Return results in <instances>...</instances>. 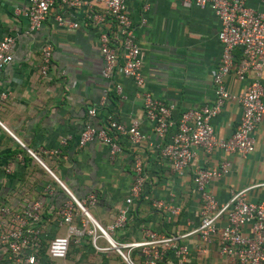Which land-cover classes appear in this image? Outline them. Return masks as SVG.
<instances>
[{"label":"crops","instance_id":"0c3cea01","mask_svg":"<svg viewBox=\"0 0 264 264\" xmlns=\"http://www.w3.org/2000/svg\"><path fill=\"white\" fill-rule=\"evenodd\" d=\"M244 1L246 7L264 11V0ZM124 3L141 57L144 81L141 90L119 72L111 82L100 76L102 63L97 37L103 29H111L109 20L102 26H94L81 11L72 10L67 15L77 23V28H60L52 17L64 11L53 4L39 30L27 32L26 20L16 12L26 6L27 0H0V40L5 36L13 38L11 61L0 69V202L16 208L24 200L39 201V238L47 244L65 234L57 211L72 197L106 231L131 264H146L150 257L141 249L127 250L121 246L142 241L145 229L178 237L190 229L187 221L197 225L199 200L191 181L194 169L213 168L220 162L229 165L225 176L207 185L219 205L226 203L230 194L242 190L247 202L264 203V118L253 131V151L245 158L220 150L205 155L196 149L193 162L181 172H173L158 154V141L143 116L140 92L173 104V121L183 111L212 104L211 78L220 54L218 23L210 9L186 6L179 0H124ZM92 10L104 13L96 4H92ZM45 44L50 46L51 53L47 76L42 78L38 66ZM234 55L237 57L236 51ZM247 82V79L236 81L232 74L223 80L225 90L233 94L239 93ZM113 83L119 85L120 94L111 89ZM260 84L264 104V67ZM103 90H106L104 103L99 106ZM89 108L96 111L93 117L86 115ZM108 115L124 126L135 122L147 139L137 148L119 139L120 150L112 160L102 144L89 142L79 148L78 134L83 126L88 123L103 127ZM239 117L238 105L225 102L210 120L215 137L226 139ZM61 139H65L64 145H59ZM161 141H168V136ZM55 150L58 153L53 154ZM134 157L141 162L143 191L126 205ZM6 167L10 168L9 173L3 171ZM89 195L94 196V205L86 200ZM156 200L177 207L178 215L154 209L152 202ZM119 209L127 210L126 223L108 232ZM83 221L85 218L75 212L72 225L80 228ZM87 225L91 228L93 224L88 221ZM217 225L221 227L223 221ZM72 243L60 264H127L108 248L103 238L96 240V246L104 251L94 250L86 234ZM180 243L190 250L185 264H235L219 255L216 238L204 245L196 235H191ZM202 248L204 252H199ZM0 264H5L1 254ZM156 264L178 263L168 253Z\"/></svg>","mask_w":264,"mask_h":264},{"label":"built area","instance_id":"2783aa9c","mask_svg":"<svg viewBox=\"0 0 264 264\" xmlns=\"http://www.w3.org/2000/svg\"><path fill=\"white\" fill-rule=\"evenodd\" d=\"M179 1L186 6L208 8L212 11L218 23L217 41L220 54L211 78L214 97L210 105L183 111L176 121H173V104L155 99L147 92H140L143 116L158 141V154L176 173L193 162L196 149H200L205 155H209L213 150H220L245 158L253 151V131L264 118L260 84L264 67V11L258 12L246 7L244 0ZM91 3L101 6L104 13L94 12ZM53 4H57L64 11L52 17V22L60 28H77V23L67 15V11L72 10L81 11L86 21L94 26H102L106 19L109 20L111 29H103L97 37V49L102 63L100 76L111 82L115 73L119 72L123 77L130 79L137 89L143 88L140 52L124 0H27L25 7L16 10L26 20L27 32L39 30ZM143 23L144 20L141 19L140 24ZM12 44L13 38L10 36L0 40V69L11 61ZM235 51L237 57L234 55ZM50 53V46L43 45L38 66V74L42 78L47 76ZM229 74L238 82L248 80L239 93L233 94L225 90L223 80ZM111 89L120 94L119 85L113 83ZM105 94L106 90H103L99 106L103 105ZM227 101L238 105L240 117L232 133L226 139H219L213 133L210 120L218 115ZM95 112L94 108H89L86 115L93 117ZM166 136L168 141L160 143ZM119 139L126 141L132 148H137L147 137L135 122L124 126L108 115L103 127L85 124L78 134L77 146L81 148L89 142L102 144L107 147L108 158L112 160L120 150ZM64 144L65 139H61L59 145ZM52 153H58V150ZM27 154L36 160L29 150ZM228 170L229 165L226 162H220L216 167L209 169L193 170L191 181L199 200L196 226L187 221L186 226H190V229L178 237L145 229L142 230V241L121 247L127 250L141 249L146 257H150L146 264H156L168 253L178 264H185L190 257V250L187 245L180 243V240L196 235L204 245L216 238L218 253L228 262L264 264V203L247 202L244 198L245 191L242 190L230 194L227 202L219 205L207 189L210 181L222 178ZM3 171L9 173L10 168L6 167ZM132 174V183L124 200L126 205L131 204L143 191L144 175L138 157L133 158ZM86 200L91 205L95 204L92 195L87 196ZM152 207L170 215H178L179 211L177 207L160 200L153 201ZM40 211L39 201L24 200L16 208L0 202V254L5 264H60L66 258L70 242H76L83 234L89 236L94 250H105L96 246V240L103 238L108 248L113 249L124 262L128 261L127 256L121 253L120 247L115 246L106 231L93 222L92 227L87 228L89 220L86 212L72 197L57 211L59 224L65 226V234L52 238L45 244L42 252L38 228ZM77 211L85 218L80 228L72 225V218ZM126 220L127 210L119 209L107 231L122 228ZM219 221H223L221 227L217 225ZM199 252H204V249H199Z\"/></svg>","mask_w":264,"mask_h":264},{"label":"trees","instance_id":"16d2710c","mask_svg":"<svg viewBox=\"0 0 264 264\" xmlns=\"http://www.w3.org/2000/svg\"><path fill=\"white\" fill-rule=\"evenodd\" d=\"M72 245H74V244H73L72 242H70L69 247H68V250H69V248H70ZM41 247H42V252H44L45 244H44L43 242H41ZM67 253H68V251H67Z\"/></svg>","mask_w":264,"mask_h":264},{"label":"water","instance_id":"95a60500","mask_svg":"<svg viewBox=\"0 0 264 264\" xmlns=\"http://www.w3.org/2000/svg\"><path fill=\"white\" fill-rule=\"evenodd\" d=\"M87 215V214H86ZM87 218L91 221V222H93V220L87 215ZM94 223V222H93ZM95 224V223H94ZM96 225V224H95ZM107 239H109L108 237H107ZM110 241V240H109ZM125 262L127 263V264H129V262L128 261H126L125 260Z\"/></svg>","mask_w":264,"mask_h":264},{"label":"bare ground","instance_id":"6f19581e","mask_svg":"<svg viewBox=\"0 0 264 264\" xmlns=\"http://www.w3.org/2000/svg\"><path fill=\"white\" fill-rule=\"evenodd\" d=\"M89 220V219H88ZM90 221V220H89ZM91 222V221H90ZM93 224V223H92Z\"/></svg>","mask_w":264,"mask_h":264},{"label":"rangeland","instance_id":"374dc122","mask_svg":"<svg viewBox=\"0 0 264 264\" xmlns=\"http://www.w3.org/2000/svg\"><path fill=\"white\" fill-rule=\"evenodd\" d=\"M121 264V263H120ZM124 264V263H123Z\"/></svg>","mask_w":264,"mask_h":264}]
</instances>
